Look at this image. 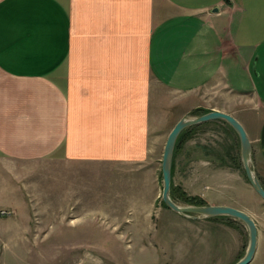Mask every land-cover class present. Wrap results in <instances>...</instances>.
<instances>
[{
	"label": "crops",
	"instance_id": "crops-1",
	"mask_svg": "<svg viewBox=\"0 0 264 264\" xmlns=\"http://www.w3.org/2000/svg\"><path fill=\"white\" fill-rule=\"evenodd\" d=\"M208 111L243 126L262 183L264 0H0V264L98 209L92 166L146 160Z\"/></svg>",
	"mask_w": 264,
	"mask_h": 264
},
{
	"label": "rangeland",
	"instance_id": "rangeland-1",
	"mask_svg": "<svg viewBox=\"0 0 264 264\" xmlns=\"http://www.w3.org/2000/svg\"><path fill=\"white\" fill-rule=\"evenodd\" d=\"M201 123L184 128L176 139L172 186L205 205L248 213L258 234L249 264H264V201L245 176L238 137L225 121ZM166 137L150 148L146 160L90 167L92 175L83 176L81 186L83 191L97 187L98 209H67L65 220L44 226L45 253L41 256L34 242L26 264H233L240 259L248 245L242 222L228 216L195 219L161 204ZM79 195L90 201L89 192ZM172 197L188 205L178 191Z\"/></svg>",
	"mask_w": 264,
	"mask_h": 264
},
{
	"label": "water",
	"instance_id": "water-1",
	"mask_svg": "<svg viewBox=\"0 0 264 264\" xmlns=\"http://www.w3.org/2000/svg\"><path fill=\"white\" fill-rule=\"evenodd\" d=\"M217 8H214L216 11ZM224 120L236 133L240 144V156L245 176L256 194L264 201V188L250 166L251 144L243 126L232 115L221 111H208L193 118H181L169 131L161 158V200L173 211L191 218L228 216L243 223L248 231V245L244 255L233 264H249L257 250V228L249 214L229 205H179L170 197L171 165L176 139L180 132L191 125L209 121Z\"/></svg>",
	"mask_w": 264,
	"mask_h": 264
},
{
	"label": "trees",
	"instance_id": "trees-1",
	"mask_svg": "<svg viewBox=\"0 0 264 264\" xmlns=\"http://www.w3.org/2000/svg\"><path fill=\"white\" fill-rule=\"evenodd\" d=\"M175 143H176L175 145H177L178 142H175ZM174 148H175V146H174ZM172 174H173V159H172V165H171V176H172ZM263 188H264V187H263ZM174 191H178V198L181 199L182 202L187 203L188 205H205L204 202H203V200L199 199L198 197H196V196L186 195V194H184L182 191H180L179 188L173 187V186H172V181H171V182H170V197H171L172 199H173V197H172V193H173ZM173 200H174V199H173ZM160 202H161V204H162L163 206L167 207V206L163 203L162 200H161ZM219 217H222V216H219Z\"/></svg>",
	"mask_w": 264,
	"mask_h": 264
},
{
	"label": "built area",
	"instance_id": "built-area-1",
	"mask_svg": "<svg viewBox=\"0 0 264 264\" xmlns=\"http://www.w3.org/2000/svg\"><path fill=\"white\" fill-rule=\"evenodd\" d=\"M0 213L3 215V214H6L7 212L4 210H1Z\"/></svg>",
	"mask_w": 264,
	"mask_h": 264
}]
</instances>
